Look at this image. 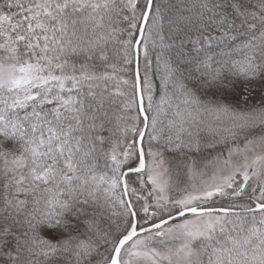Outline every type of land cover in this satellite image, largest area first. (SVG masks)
Instances as JSON below:
<instances>
[{
	"label": "snow or ice",
	"instance_id": "1",
	"mask_svg": "<svg viewBox=\"0 0 264 264\" xmlns=\"http://www.w3.org/2000/svg\"><path fill=\"white\" fill-rule=\"evenodd\" d=\"M0 264H264V0H0Z\"/></svg>",
	"mask_w": 264,
	"mask_h": 264
}]
</instances>
